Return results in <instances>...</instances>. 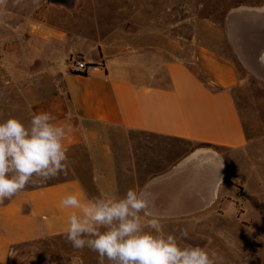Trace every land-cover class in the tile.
Instances as JSON below:
<instances>
[{
  "label": "crops",
  "instance_id": "0c3cea01",
  "mask_svg": "<svg viewBox=\"0 0 264 264\" xmlns=\"http://www.w3.org/2000/svg\"><path fill=\"white\" fill-rule=\"evenodd\" d=\"M248 33L258 38L250 49ZM158 39L147 34L129 50L122 42H99L97 53L83 42L75 54L103 63L104 70L87 76L63 70V88L33 105V114L47 111L65 127L69 175L0 203V264L16 244L64 235L71 209L60 205L71 193L123 196L147 185L155 196L150 211L163 216L162 223L216 205L228 160L202 146L240 151L253 145L236 101L244 77L210 46L196 45L186 58L173 51L169 37ZM228 39L243 69L264 83V26L229 29ZM172 140L201 147L179 152Z\"/></svg>",
  "mask_w": 264,
  "mask_h": 264
},
{
  "label": "rangeland",
  "instance_id": "374dc122",
  "mask_svg": "<svg viewBox=\"0 0 264 264\" xmlns=\"http://www.w3.org/2000/svg\"><path fill=\"white\" fill-rule=\"evenodd\" d=\"M263 18L264 0H75L71 9L49 0L38 5L22 0L18 6L7 0L0 6V122L15 117L27 124L33 105L63 88L62 72L83 42L97 53L99 42L108 47L122 42L129 50L147 34L160 40L164 35L186 58L196 45L212 47L244 77L236 101L253 145L240 151L202 146L228 160L218 202L184 221L162 223L163 232L179 237L186 230L182 242L214 250L219 264H264V83L243 69L228 39L229 29L261 28ZM252 40L258 44L248 33L247 49ZM171 146L186 153L201 147L174 140ZM68 173L24 190L62 181ZM7 264H98V258L87 248L74 249L61 235L16 244Z\"/></svg>",
  "mask_w": 264,
  "mask_h": 264
},
{
  "label": "clouds",
  "instance_id": "9594fccd",
  "mask_svg": "<svg viewBox=\"0 0 264 264\" xmlns=\"http://www.w3.org/2000/svg\"><path fill=\"white\" fill-rule=\"evenodd\" d=\"M39 2L32 0L34 5ZM6 4L0 0V6ZM21 4L13 0V6ZM65 138V127L47 111L33 114L27 124L15 117L0 122V203L29 184L66 175ZM154 199L147 185L129 188L123 196L102 192L82 199L68 194L60 205L71 209L65 239L74 249L96 253L98 264H219L214 250L182 242L188 238L186 230L181 229L179 237L164 234L163 216L150 211Z\"/></svg>",
  "mask_w": 264,
  "mask_h": 264
},
{
  "label": "built area",
  "instance_id": "2783aa9c",
  "mask_svg": "<svg viewBox=\"0 0 264 264\" xmlns=\"http://www.w3.org/2000/svg\"><path fill=\"white\" fill-rule=\"evenodd\" d=\"M68 61V71L73 74L87 76L95 71L104 70L103 63L88 61L81 54H73Z\"/></svg>",
  "mask_w": 264,
  "mask_h": 264
},
{
  "label": "water",
  "instance_id": "95a60500",
  "mask_svg": "<svg viewBox=\"0 0 264 264\" xmlns=\"http://www.w3.org/2000/svg\"><path fill=\"white\" fill-rule=\"evenodd\" d=\"M49 1L53 4L64 5L69 9L73 8L75 4V0H49ZM263 26L264 25H262V27ZM256 29H259V28L257 27ZM245 196L252 199L249 195L245 194Z\"/></svg>",
  "mask_w": 264,
  "mask_h": 264
},
{
  "label": "bare ground",
  "instance_id": "6f19581e",
  "mask_svg": "<svg viewBox=\"0 0 264 264\" xmlns=\"http://www.w3.org/2000/svg\"><path fill=\"white\" fill-rule=\"evenodd\" d=\"M263 11V10H262Z\"/></svg>",
  "mask_w": 264,
  "mask_h": 264
}]
</instances>
